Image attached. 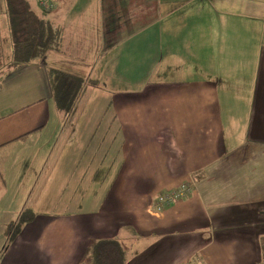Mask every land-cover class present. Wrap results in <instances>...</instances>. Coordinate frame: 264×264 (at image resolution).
<instances>
[{"label": "crops", "instance_id": "0c3cea01", "mask_svg": "<svg viewBox=\"0 0 264 264\" xmlns=\"http://www.w3.org/2000/svg\"><path fill=\"white\" fill-rule=\"evenodd\" d=\"M131 1L53 0L60 52L16 66L0 0V264H86L112 239L124 264H260L264 0H142L106 49L102 12L125 31ZM48 69L96 85L63 114Z\"/></svg>", "mask_w": 264, "mask_h": 264}, {"label": "trees", "instance_id": "16d2710c", "mask_svg": "<svg viewBox=\"0 0 264 264\" xmlns=\"http://www.w3.org/2000/svg\"><path fill=\"white\" fill-rule=\"evenodd\" d=\"M141 1L134 0L138 17L141 16ZM3 2L12 53L11 64L18 66L35 60L42 61L49 52H60L64 32L58 18L50 17L51 12H37L31 0H3ZM152 9L151 5L150 12ZM105 10L102 12L104 44L105 48L109 49L118 43L121 37L119 26L109 21L107 13L110 11ZM148 20L151 18L149 17ZM113 34L115 36H112ZM48 79L55 107L63 114L74 112L77 100L88 83L96 85L92 80L86 81L82 77L56 69H48ZM259 248L260 264H264V235L259 238ZM125 252L118 239L91 241L85 253V259L88 261L86 264H124Z\"/></svg>", "mask_w": 264, "mask_h": 264}, {"label": "built area", "instance_id": "2783aa9c", "mask_svg": "<svg viewBox=\"0 0 264 264\" xmlns=\"http://www.w3.org/2000/svg\"><path fill=\"white\" fill-rule=\"evenodd\" d=\"M37 7L43 11H52L55 9L53 0H34ZM194 183H184L177 188L160 193L154 200L151 213L160 214L174 203L184 200L189 195Z\"/></svg>", "mask_w": 264, "mask_h": 264}, {"label": "rangeland", "instance_id": "374dc122", "mask_svg": "<svg viewBox=\"0 0 264 264\" xmlns=\"http://www.w3.org/2000/svg\"><path fill=\"white\" fill-rule=\"evenodd\" d=\"M85 1H87V2H89V1H92V0H85ZM117 1H119L120 3H121V0H117ZM118 2V3H119ZM131 3H132V5L130 6V8H128L127 10H125L124 11V14L122 13V12H119V13H117V16L118 17H122V18H125V20L127 21L126 22V24H124V25H126L127 27L125 28V31H120V33H122V32H125L126 34L127 33H130L131 31H133V30H135V29H133V28H137V27H139V25H141L142 23H144V21H146V20H142V21H136L135 23H134V21L138 18V11L136 10V8H135V4H134V0H132L131 1ZM144 4V3H143ZM53 11V10H52ZM52 11H47V13L49 12H52ZM107 16H110L112 19H115L114 18V16H116V14H114L113 12H108L107 13ZM132 22V23H131ZM132 24V25H131ZM133 29V30H132ZM131 30V31H130ZM116 158H118V157H116ZM119 158L117 159V161H116V166L118 167V165H119Z\"/></svg>", "mask_w": 264, "mask_h": 264}]
</instances>
